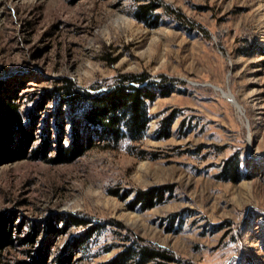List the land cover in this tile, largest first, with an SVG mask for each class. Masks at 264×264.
<instances>
[{
    "label": "rangeland",
    "instance_id": "374dc122",
    "mask_svg": "<svg viewBox=\"0 0 264 264\" xmlns=\"http://www.w3.org/2000/svg\"><path fill=\"white\" fill-rule=\"evenodd\" d=\"M148 1L0 0V111L15 103L22 126L0 138V264H99L125 237L173 264H264V0H154L143 22ZM132 74L156 97L143 138L116 147L45 92ZM72 215L98 225L86 250Z\"/></svg>",
    "mask_w": 264,
    "mask_h": 264
},
{
    "label": "trees",
    "instance_id": "16d2710c",
    "mask_svg": "<svg viewBox=\"0 0 264 264\" xmlns=\"http://www.w3.org/2000/svg\"><path fill=\"white\" fill-rule=\"evenodd\" d=\"M159 6L154 0L141 3L138 6L136 18L143 22L148 20V15L153 14ZM113 85L104 90L96 88H82L71 78L64 77L57 81L50 89H46L47 95L57 96L65 102L71 113H77L82 117L85 127L92 129L97 135L96 139L103 136L107 145L116 147L122 140L139 141L143 138L149 122L148 103L156 97V90L152 89L153 82L143 84L146 80L144 75H121ZM0 111V138L9 139L13 136L15 128H21V115L15 103L2 104ZM169 120L162 121L161 132L168 134ZM91 136V135H90ZM2 139L0 144L2 145ZM89 137L86 144H78V147L91 146L96 140ZM4 145V144H3ZM2 145V146H3ZM4 148V147H3ZM3 149L1 151H5ZM234 156L226 161L224 172L236 179L237 162ZM236 166V167H235ZM149 192H139L138 200L143 201V206H151L152 201H147ZM158 198H161L158 195ZM75 224L85 226V229L73 239V247L86 250L90 243V237L97 231L98 225H90L92 222L85 217L72 215ZM5 221L0 218V248L11 243V230L5 227ZM120 224L119 222H116ZM120 226H122L120 224ZM47 228L51 231L58 230L57 226L49 222ZM35 230L22 238L25 242L33 241ZM128 242H123L120 249L107 261L99 264H173L175 257L165 248H161L142 239L125 237ZM58 264H68V256L59 257ZM186 264V263H180Z\"/></svg>",
    "mask_w": 264,
    "mask_h": 264
}]
</instances>
